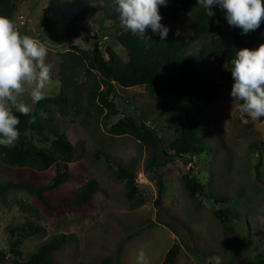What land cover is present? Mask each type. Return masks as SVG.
<instances>
[{
  "label": "rangeland",
  "instance_id": "rangeland-1",
  "mask_svg": "<svg viewBox=\"0 0 264 264\" xmlns=\"http://www.w3.org/2000/svg\"><path fill=\"white\" fill-rule=\"evenodd\" d=\"M75 13L71 0H19L10 16L22 34L42 41L49 50L46 62L54 67L45 96L59 93L60 53L72 45L91 49L98 43L128 59L127 51L115 36L117 25L95 13L80 26L72 27ZM179 30L187 39L191 38V21L180 23ZM255 43L258 47L264 44V22L255 30ZM232 67L223 80H234ZM230 94V89L221 87L216 101L200 113L205 120L204 136L224 148L218 152L222 157H215L214 148H209L208 154L160 165L154 174L145 169L151 150L131 135L113 134L109 127L123 112L138 119L142 116L155 127L163 142L169 143L173 137L172 122L169 117L158 116L161 97L157 93H150L143 85L129 89L117 86L115 99L122 111L119 115L106 118V109L103 113L82 109L76 115L61 116L60 126L82 149V157L66 165L73 174L71 179L45 193L48 202L57 206L55 209L41 204L24 189L0 193V250L10 257L7 227L28 222L41 226L44 232L24 240L21 249L25 255L53 235L63 233L68 237L69 241L56 255L59 264H95L104 256L111 258L110 264H136L140 248L148 254L150 264H161L176 241L182 249L175 264H205L209 257L217 255L222 264H228L230 254L242 243L249 247L238 253L233 264H264V119L252 121L239 112V102L234 104ZM23 100L34 110L36 103L27 94ZM179 104L186 106L182 101ZM251 143L259 147L250 148ZM100 151L135 170L138 194L145 198L142 204L126 197L125 182L116 179L113 169L95 156ZM214 162L217 165L213 167ZM53 168L37 171L0 162V182L43 184L52 177ZM190 169L192 176L206 185L213 183L215 191L230 193L238 209H243L244 215L239 210L240 223L235 220L241 226V236L226 234L218 224L213 207L227 204L201 196L200 206L195 207L183 188V179ZM91 178L98 185L93 199L83 206L71 205L76 190ZM160 179L166 186L161 210L155 205ZM3 264L11 263L6 260Z\"/></svg>",
  "mask_w": 264,
  "mask_h": 264
},
{
  "label": "trees",
  "instance_id": "trees-1",
  "mask_svg": "<svg viewBox=\"0 0 264 264\" xmlns=\"http://www.w3.org/2000/svg\"><path fill=\"white\" fill-rule=\"evenodd\" d=\"M18 1L0 0V16L10 18ZM71 2L76 9L72 17V27L80 26V23L95 13H101L104 19L118 26L115 36L127 51L128 59H124L110 46L103 49L98 43L91 49L72 45L70 49L60 53L59 93L45 96L27 115L15 111L14 114L20 119V139L15 147L0 145V162L9 167H30L37 171L54 167V173L50 180L39 185L13 180L0 182V193L12 188L24 189L34 195L41 204L55 209L57 206L48 202L45 193L71 179L73 174L66 165L82 157V149L71 141L67 131L60 126V117L76 115L82 109L99 113L106 109V118L119 115L122 111L115 99L117 86L129 89L143 85L150 93H157L161 97L158 116L171 119L170 129L173 130V137L167 144L163 142L155 127L148 124L142 116L138 119L123 112V116L109 127L113 134L131 135L151 150L145 166L147 172L154 174L160 165L164 166L175 159H191L205 152L208 154L209 148H214L215 157H222L218 152H223L224 148L217 141H209L204 136L205 120L200 113L216 101L221 87L232 91L234 80L223 79L228 78V69L239 49L258 48L255 43V31L242 34L241 28L230 26L226 19V10H222L219 5L211 8L215 15L208 16L207 11L198 4V0H171L169 4L159 8L163 17L161 23L169 28L167 38L161 41L160 35L154 33L151 28L140 38L139 35L121 27L113 0ZM186 19L192 24L193 35L189 39L179 30V24ZM77 32L78 30H75V33ZM177 32L180 35H176ZM181 101L185 102L186 106L180 105ZM257 146L259 147L257 143L250 144V148ZM95 154L113 169L116 179L125 182L126 197L142 204L145 198L138 194L135 170L107 153L100 151ZM214 164L217 165L214 162L213 167ZM97 188L94 178L86 180L76 190L70 204L83 206L89 203ZM183 188L195 202L196 208L200 206L201 196L227 204L213 207L218 224L230 236L241 234V226L236 225L235 220L240 223L243 209H238L230 193L215 191L213 183L206 185L190 172L186 173L183 179ZM165 193L166 186L160 179L155 200L159 210L163 209ZM165 224L172 228L170 223ZM7 232L10 257L8 252L0 250V264L6 260H10L11 264H59L56 255L69 241L63 233L53 235L25 255L21 249L24 240L31 236H42L44 229L26 222L7 227ZM246 247L249 245L244 243L238 246L230 254L228 264H233L238 253ZM181 249V244L174 242L166 251L161 264H175ZM110 262L111 258L104 256L95 264Z\"/></svg>",
  "mask_w": 264,
  "mask_h": 264
},
{
  "label": "clouds",
  "instance_id": "clouds-1",
  "mask_svg": "<svg viewBox=\"0 0 264 264\" xmlns=\"http://www.w3.org/2000/svg\"><path fill=\"white\" fill-rule=\"evenodd\" d=\"M113 4L122 28L140 38L151 28L161 41L167 38L169 28L161 23L159 11L167 0H113ZM198 4L208 16L215 15L211 8L219 5L226 10L228 24L241 28L242 34L257 30L264 22V0H198ZM48 52L45 43L22 34L11 18L0 16V145L15 147L20 139V119L14 113L31 111L23 96L27 94L33 104L45 98L54 67L46 62ZM231 63L234 104L239 102V112L252 121L264 117V44L239 49ZM136 264H150L143 248L137 251ZM205 264H222V259L211 256Z\"/></svg>",
  "mask_w": 264,
  "mask_h": 264
},
{
  "label": "water",
  "instance_id": "water-1",
  "mask_svg": "<svg viewBox=\"0 0 264 264\" xmlns=\"http://www.w3.org/2000/svg\"><path fill=\"white\" fill-rule=\"evenodd\" d=\"M190 174H191V169L189 170Z\"/></svg>",
  "mask_w": 264,
  "mask_h": 264
}]
</instances>
